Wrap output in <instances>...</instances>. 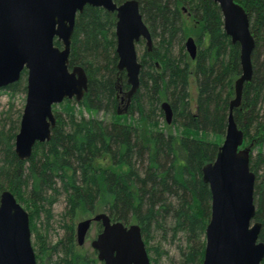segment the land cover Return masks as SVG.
<instances>
[{
	"label": "trees",
	"instance_id": "trees-1",
	"mask_svg": "<svg viewBox=\"0 0 264 264\" xmlns=\"http://www.w3.org/2000/svg\"><path fill=\"white\" fill-rule=\"evenodd\" d=\"M137 1L151 44L143 39L135 42L136 52V46H141L139 85L126 110H118L120 94L129 86L125 72L117 67L115 14L85 5L75 17L68 63L83 68L86 89L80 99L62 101L59 110L53 105L56 121L51 136L36 143L26 160L14 152L20 112L15 118L5 113L0 120V191L9 189L26 209L31 233L33 219L41 211L49 218L45 207L63 192L71 217L77 210L101 209L111 220L139 224L148 256L150 251L160 255L157 247L148 244L150 230L169 232L184 241L172 264H202L211 195L201 168L214 159L224 138L234 80L241 72L239 45L225 34L220 9L212 0ZM235 1L247 12L255 46L251 78L243 83L233 118L248 143L249 166L255 174L253 219L261 223L258 239L264 242V154L260 149L264 143V0ZM189 35L198 46L193 59L184 51V37ZM54 43L60 46L57 39ZM175 43L179 45L176 55ZM190 76L196 84L193 110ZM25 78L23 70L17 81L1 89L25 91ZM163 101L172 109L171 122L163 125L168 130L157 127ZM74 107L88 116H77ZM98 110L113 118L105 122L94 117ZM173 125L182 131L173 132ZM97 225L96 233L101 229ZM65 227L63 238L51 247L61 253L58 264L98 262L95 250L91 255L75 250L73 224ZM35 237L45 249L44 237L38 233ZM149 260L155 261L150 256Z\"/></svg>",
	"mask_w": 264,
	"mask_h": 264
},
{
	"label": "water",
	"instance_id": "water-1",
	"mask_svg": "<svg viewBox=\"0 0 264 264\" xmlns=\"http://www.w3.org/2000/svg\"><path fill=\"white\" fill-rule=\"evenodd\" d=\"M221 12L223 30L239 45L240 75L234 80L222 143L211 162L201 168L208 184L210 217L205 226L202 264H261L264 242L258 239L261 223L254 220L253 189L255 174L249 166V147H242L243 132L233 118L240 104L242 86L251 78V53L255 43L245 9L235 0H212ZM85 5L114 12L117 67L123 70L129 98L139 85L141 63L135 42L151 44L137 0H0V88L17 81L23 70L25 103L14 138V152L26 160L36 143L49 140L56 118L52 105L64 99H80L87 76L80 65L69 66L70 42L76 14ZM60 41V46L54 43ZM190 58H195L196 43L188 36L184 42ZM161 108L166 123L172 119L170 105ZM120 113V112H119ZM101 230L90 242L103 264H150L137 223L111 220L98 212L76 224V240L84 242L91 222ZM29 215L9 189L0 191V264H36L31 244Z\"/></svg>",
	"mask_w": 264,
	"mask_h": 264
},
{
	"label": "rangeland",
	"instance_id": "rangeland-1",
	"mask_svg": "<svg viewBox=\"0 0 264 264\" xmlns=\"http://www.w3.org/2000/svg\"><path fill=\"white\" fill-rule=\"evenodd\" d=\"M188 22H189V19H187L186 23L188 24ZM187 31L189 32V28H187ZM189 36H192L194 38L193 35H189ZM186 38L187 36L184 37L183 43L185 42ZM136 48L139 54L141 50V46L139 47L136 46ZM172 51L176 55L177 52L179 51V45L176 43L173 44ZM184 51L186 52L185 49ZM189 81H190L189 88H188L189 102H190L191 110H193L195 107L196 84H195V80L193 76H190ZM125 92L121 93L120 97L122 98H119L118 110L120 113H122V111L124 110V106L126 102ZM24 103H25V91H18V92L11 93L7 89H0V120H2L5 116V113L8 114V112L12 113L13 114L12 116L14 118L18 115L19 112L21 115ZM60 103L54 104V108L59 110L62 107V104ZM74 108H75V112L77 116L80 115V113H82L85 116H88V113L85 110L80 109L79 107H74ZM93 116L98 119H102L105 122H108L113 118L111 113H105L101 110L94 112ZM156 119L158 122V125H157L158 128L163 129V130H168V128H165L163 126L164 121H165L163 110H162V115L158 114ZM171 130L176 133H179L180 131H182V129L176 125H173L171 127ZM206 135L208 138L213 137V135L210 133H207ZM247 146H248V143L244 139L242 147H247ZM260 149L262 150L264 154V143L260 147ZM256 153H257V150L253 149L252 154L255 156ZM65 198H66L65 194L62 192L61 194L58 195V198L50 207H47V206L45 207L47 208V210H49V218H46L45 211H41L38 214V216H36V218L33 219L34 233H31L30 238H31V244L34 249V253L37 256V264H58L57 259L61 256V253L59 250L57 251L52 250L51 247L55 242L63 238L66 232L65 226L66 225L68 226L69 224H73V228H74L75 250L80 253H87L90 255L93 252L90 242L96 235V229L98 226L97 223L92 222L88 230V233L85 236L84 242L80 245L77 244V240H76V231H75L76 224L78 221L85 219L87 217H90L95 213L103 212V210L96 209L93 212H87L85 210H77L75 214L71 217L69 213H66L67 205H66ZM37 233L41 235L42 237H44L45 249L42 248L43 247V244L41 243L42 240L39 242L36 239L35 234ZM148 244L151 247L153 246L157 247L159 250V254H160L159 256H157V254L154 251H150L149 256L155 259V261L151 260L150 264H172L173 260H176L179 258V251H180L181 245L182 247L184 246V241H182L178 237L173 238L169 232L168 234H164V232L160 230H150ZM95 257H96V254H95ZM95 264H102V263L98 261Z\"/></svg>",
	"mask_w": 264,
	"mask_h": 264
},
{
	"label": "flooded vegetation",
	"instance_id": "flooded-vegetation-1",
	"mask_svg": "<svg viewBox=\"0 0 264 264\" xmlns=\"http://www.w3.org/2000/svg\"><path fill=\"white\" fill-rule=\"evenodd\" d=\"M188 37V36H187ZM192 37V36H191ZM194 39V38H193ZM195 41V40H194ZM196 43V42H195ZM185 46V45H184ZM197 48H198V46H197V44H196V53H197ZM120 98H122V97H120ZM94 215V214H93ZM93 222H95V221H93ZM96 223H98V224H100L99 222H96ZM91 224H92V222H91ZM101 226V225H100ZM90 228V227H89ZM89 230V229H88ZM101 230V229H100ZM99 232V231H98ZM97 232V233H98ZM87 233H88V231H87ZM97 233H96V235H97ZM96 235H95V237H96ZM94 237V238H95ZM93 249V248H92ZM94 250V249H93ZM96 251V250H95ZM96 258H97V252H96ZM98 260V259H97ZM99 261V260H98ZM99 262H101V261H99ZM102 263V262H101ZM103 264V263H102Z\"/></svg>",
	"mask_w": 264,
	"mask_h": 264
}]
</instances>
